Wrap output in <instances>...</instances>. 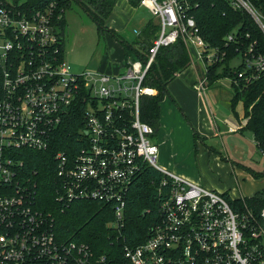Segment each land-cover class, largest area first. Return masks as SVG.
Instances as JSON below:
<instances>
[{
  "label": "built area",
  "instance_id": "2783aa9c",
  "mask_svg": "<svg viewBox=\"0 0 264 264\" xmlns=\"http://www.w3.org/2000/svg\"><path fill=\"white\" fill-rule=\"evenodd\" d=\"M139 1L160 24L146 57L124 60L115 72H76L66 59L63 15L55 1L28 13L0 0V264L107 261L86 242L57 236L51 212L40 207L36 183L26 173L27 150H48L74 112L85 122L81 145L74 156L64 150L54 154L57 200L64 206L83 199L103 202L113 213L108 225L124 239L131 185L146 164L163 175L159 222L144 242L123 245L130 264H264V207L257 213L236 209L223 192L159 165L154 128L141 118V97L157 94L144 80L162 47L183 41L189 66L200 69L201 91L208 88L211 66L224 61L227 51L201 33L191 13L195 0ZM228 1L264 32V13L253 0ZM243 35L237 29L228 33L226 45L241 44ZM238 52L233 81L253 82L264 72V53L257 40Z\"/></svg>",
  "mask_w": 264,
  "mask_h": 264
},
{
  "label": "trees",
  "instance_id": "16d2710c",
  "mask_svg": "<svg viewBox=\"0 0 264 264\" xmlns=\"http://www.w3.org/2000/svg\"><path fill=\"white\" fill-rule=\"evenodd\" d=\"M18 9L31 13L42 9L50 2L56 3L55 10L61 13V24L67 25L65 11L72 3L81 5L97 23L98 30L108 29L106 20L109 18L115 0H10ZM264 13V0H253ZM138 5L139 0H129ZM198 5L193 6L191 13L200 26L201 33L213 45L227 51V58L213 64L208 74L209 83L213 85L220 78L229 76L236 79L234 68L230 66V59L238 55L239 46L246 48L253 40H257V49L264 53V32L255 20L245 11L234 8L228 0H195ZM147 39L140 46L124 43V53L133 58H145V52L152 44L150 37L153 26L151 21L147 26ZM241 30L243 40L241 44L235 41L226 45L225 36L234 31ZM240 33V32H239ZM249 33V36L246 34ZM128 53V54H127ZM125 60H128L124 58ZM190 65L187 49L181 39L176 43L162 47L155 62L149 69L144 84L157 89L155 95H143L140 101L141 118L154 128V136L160 128V103L166 95L172 96L168 84ZM1 84V69H0ZM232 106L242 100L248 117L243 127L252 133L259 149L264 150V72L253 82L238 80L233 83ZM83 106V105H80ZM82 114L74 112L62 122L51 147L46 151L27 150L26 173L27 177L36 183L37 197L40 207L51 212L54 219V231L62 240H75L86 242L96 255H106L105 264H130L123 255V245H137L144 242L151 233L152 228L159 222V196L158 185L162 173L144 165L143 172L131 185L127 200L126 224L123 229L124 239H117V231L108 225L113 220V213L108 205L93 199L74 200L70 205L64 206L57 200L58 175L54 154L64 150L74 156L80 145L79 139L84 126ZM198 135L195 132V139ZM254 176L264 173L252 170ZM224 195L236 209L250 208L256 213L264 207V188L256 191L252 196L232 198L228 192ZM33 264H49L43 261Z\"/></svg>",
  "mask_w": 264,
  "mask_h": 264
},
{
  "label": "rangeland",
  "instance_id": "374dc122",
  "mask_svg": "<svg viewBox=\"0 0 264 264\" xmlns=\"http://www.w3.org/2000/svg\"><path fill=\"white\" fill-rule=\"evenodd\" d=\"M115 1L116 4L106 20L108 29L102 31L98 30L97 23L81 5L74 2L66 9L67 25L63 26L66 59L70 62L73 71L99 69L103 64L105 68L110 67L114 72L115 69L108 65L123 61L124 58H133L131 53L125 55L122 50L124 43L130 47L142 45L148 38L146 34L149 30L147 28L149 21L153 26L150 37L158 35L160 29L158 18L153 16L146 6L139 5L140 1L138 5L131 4L129 0ZM240 63V56L230 60L232 68ZM216 85L217 83L212 88L217 89ZM247 134L252 137L251 132ZM224 139L227 144L228 136ZM153 140L156 142L155 137ZM213 140L216 143L211 140L209 143L212 142L215 147L222 144L219 137ZM242 141L243 147L233 145L232 150L228 151L229 157L218 155L214 151L210 154H201L200 150L196 153L193 150L191 154L185 156V160L180 159L182 166L186 168L185 174L197 175L202 180L207 179L211 183L224 186V190L228 191L231 197L252 196L256 191L264 188V174L256 177L252 173V170L264 173V155L251 138L248 141L244 137ZM228 148H230L229 144ZM162 155L163 153L159 152L158 164L165 167ZM214 186L218 188L217 185Z\"/></svg>",
  "mask_w": 264,
  "mask_h": 264
},
{
  "label": "crops",
  "instance_id": "0c3cea01",
  "mask_svg": "<svg viewBox=\"0 0 264 264\" xmlns=\"http://www.w3.org/2000/svg\"><path fill=\"white\" fill-rule=\"evenodd\" d=\"M122 50L124 51V47ZM123 61L112 63L114 66H108H112L116 71L118 65ZM99 69L112 72L110 67L105 68L103 64ZM198 73H200L198 67L189 66L168 84L177 103L169 95H166L161 101L160 128L154 137L156 143L159 144V152L163 153L161 156L165 164L163 166L173 169L193 181L225 193L228 191L224 190V186L211 183L207 179L202 180L197 175L185 174L186 168L182 166L180 159H184L193 150L195 153L200 150L201 154H210L214 151L218 155L229 157L228 151L232 150L233 145L243 147L242 138L244 137L248 141L251 138L256 146L257 143L254 136L249 137L247 134L249 131L243 129L248 120L244 102L240 100L234 107L232 106L233 79L229 76L222 77L216 81L217 89L212 88L215 83L213 85L209 83L207 90L201 91L196 85ZM195 132L198 135L197 140ZM225 136H228L227 144ZM218 137L222 144L215 147L212 142L216 143L213 139L216 140ZM209 140L212 142L209 143ZM228 144L230 148H228ZM214 185H217L218 188Z\"/></svg>",
  "mask_w": 264,
  "mask_h": 264
}]
</instances>
